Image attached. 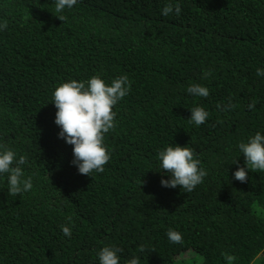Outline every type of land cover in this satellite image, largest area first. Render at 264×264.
<instances>
[{
  "label": "trees",
  "instance_id": "trees-1",
  "mask_svg": "<svg viewBox=\"0 0 264 264\" xmlns=\"http://www.w3.org/2000/svg\"><path fill=\"white\" fill-rule=\"evenodd\" d=\"M168 3L180 14L163 15ZM54 11V0H0V145L26 157L33 184L13 195L0 174V264H99L109 244L120 264H264V171L233 179L238 144L264 133V0H78L63 20ZM94 75H127L131 87L104 136L111 158L91 177L72 164L51 101L61 83ZM195 83L209 95L189 94ZM198 106L209 113L200 126L189 119ZM177 143L207 171L190 193L161 185L158 153Z\"/></svg>",
  "mask_w": 264,
  "mask_h": 264
},
{
  "label": "clouds",
  "instance_id": "clouds-1",
  "mask_svg": "<svg viewBox=\"0 0 264 264\" xmlns=\"http://www.w3.org/2000/svg\"><path fill=\"white\" fill-rule=\"evenodd\" d=\"M78 0H54L55 11L61 20L64 10L71 9ZM175 11L179 15L181 8L168 3L162 10L163 15ZM6 22H0V31L7 28ZM257 76L264 77V69L258 68ZM205 77L210 70H205ZM131 85L127 75L119 76L106 82L101 76L94 75L87 81L75 79L58 85L54 92L52 103L57 109L55 124L59 127V138L73 146L72 164L82 175L92 177L94 172H103L104 165L110 160L111 153L104 143V136L115 126L116 113L113 108L122 100ZM193 96L207 97L209 89L195 83L187 88ZM209 117L208 111L202 107L191 109L190 122L196 126L203 124ZM238 149L244 156V166H240L233 173V179L245 182L249 170L264 171V133L257 131L250 135L246 141L238 144ZM159 170L167 175L161 179V185L168 188L180 187L186 193L192 192L201 184L207 171L188 145H169L158 153ZM26 157L17 154L4 145H0V174H8V191L13 195H20L30 191L33 187L32 177H25L23 168ZM232 163H238L237 159ZM62 233L71 237L72 230L68 225L61 226ZM167 238L170 242L180 243L182 234L176 230H169ZM143 249H141L142 251ZM120 248L115 245L103 246L99 253V264H120ZM231 260V256L225 257ZM126 264H139V258L133 257Z\"/></svg>",
  "mask_w": 264,
  "mask_h": 264
}]
</instances>
